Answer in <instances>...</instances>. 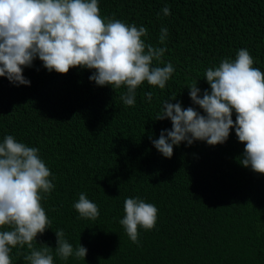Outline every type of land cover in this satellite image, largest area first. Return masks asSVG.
<instances>
[{
	"label": "trees",
	"instance_id": "obj_1",
	"mask_svg": "<svg viewBox=\"0 0 264 264\" xmlns=\"http://www.w3.org/2000/svg\"><path fill=\"white\" fill-rule=\"evenodd\" d=\"M98 3L102 17L146 27L145 43L166 47L162 59L175 72L163 90L144 82L131 107L120 98L126 87L97 86L89 80L93 70L49 73L37 58L23 70L30 86L0 77V143L12 135L38 148L55 185L41 201L51 224L36 247L55 249V231L62 229L87 255L62 260L53 250L54 264H264V175L239 162L245 145L235 129L221 145L182 142L170 159L152 143L172 128L170 120H156L164 101L176 96L171 103L205 115L187 88L197 81L201 97L210 91L205 72L223 58L247 49L264 72V0ZM162 27L168 30L163 45ZM81 193L98 206L96 220L74 209ZM126 198L158 209L155 228H141L138 244L119 223ZM27 254L26 246L12 249V264H28Z\"/></svg>",
	"mask_w": 264,
	"mask_h": 264
},
{
	"label": "clouds",
	"instance_id": "obj_2",
	"mask_svg": "<svg viewBox=\"0 0 264 264\" xmlns=\"http://www.w3.org/2000/svg\"><path fill=\"white\" fill-rule=\"evenodd\" d=\"M162 12L170 15L167 6ZM147 35L146 27L102 17L98 0H0V77L30 86L23 70L37 58L49 73L93 70L89 80L97 86H111L114 91L126 87L120 98L131 107L144 82L163 90L175 72L172 63L162 59L166 47L146 44ZM167 36V28L162 27L161 45ZM254 63L249 51L240 49L234 60L223 58L218 67L206 70L210 91L202 97L197 81L192 82L187 88L190 99L205 115L171 103L176 96L164 101L156 120L168 119L172 128L152 141L158 152L170 159L174 146L182 142L221 145L234 128L245 145L239 162L264 175V72ZM151 96L147 93L149 101ZM51 176L38 148L17 142L12 135L4 137L0 143V264H12V249L25 246L28 264H54L53 250L62 260L73 256L85 260L87 249L80 243L74 249L62 229L55 231V249L46 244L36 247L37 236L51 224L41 203L55 187ZM73 207L80 218L94 221L99 216L98 206L85 193ZM124 213L119 223L132 243H139L141 228L150 231L156 226L158 209L140 198H126Z\"/></svg>",
	"mask_w": 264,
	"mask_h": 264
}]
</instances>
